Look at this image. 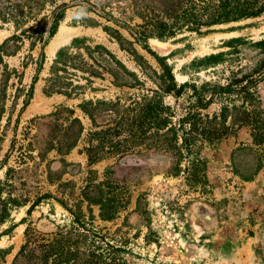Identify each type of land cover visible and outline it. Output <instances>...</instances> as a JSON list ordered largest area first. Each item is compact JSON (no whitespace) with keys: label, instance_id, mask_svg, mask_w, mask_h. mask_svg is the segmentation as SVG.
Returning <instances> with one entry per match:
<instances>
[{"label":"rangeland","instance_id":"1","mask_svg":"<svg viewBox=\"0 0 264 264\" xmlns=\"http://www.w3.org/2000/svg\"><path fill=\"white\" fill-rule=\"evenodd\" d=\"M109 1L113 2L111 14L115 19L122 21L133 16L131 0L120 4ZM141 23V19L135 17L130 24ZM106 28L119 30L123 38L135 42L127 30L113 21L72 7L66 9L56 35L44 51L41 45L32 49L25 39L16 55L4 56V63L14 72L6 88L0 119V197L9 200V192L13 190V197L24 195L30 198V203L16 208L9 205L10 217L0 225V264H29L27 259L19 256L24 246L26 253L34 252L36 257H41L55 237L75 234L78 227L73 222L74 217L58 200L68 201L70 206L83 200L82 192L89 184L90 170L94 172V183L110 181V187L106 185L103 189L116 191L122 207L113 220L107 221L101 218L97 205L91 207L90 213L88 203L84 201L88 231L81 232L87 236L85 248L99 247L108 254V245L114 246L121 250L120 258L125 264H264V147L253 146L249 129H238L235 135L221 142L205 145L201 152L206 162L208 185L205 191L191 190L184 173L171 175L170 155L157 153L145 145L137 147L132 155L109 157L89 166L83 153L88 133L106 130L113 121L100 114L93 122L79 106L89 101L94 104L120 102L129 106L156 88L143 76L135 57L122 50ZM14 33L11 23L0 20V45ZM235 38L247 42L236 50L238 53L226 45ZM75 39H86L90 46H105L129 70L137 73L145 86L119 88L108 74L93 78L70 71L74 86H82L74 98L68 99L62 94L47 95V79L56 54L70 47ZM263 39L264 17L204 27L201 34L185 30L168 40L151 38L147 47L134 43V48L158 72H161L158 58L165 59L173 67L179 84L188 80L225 84L232 71L252 66L260 58L251 44ZM55 43L60 44L58 48H53ZM223 52L234 54L215 69L198 70L191 66L194 61ZM31 87H34L33 95L26 105V93ZM258 93L264 106V83L259 85ZM165 103L180 114L186 98L176 100L168 96ZM63 106L74 110V117L82 122L83 137L66 156L51 151L42 161L40 145H35L34 140L38 134L49 131L48 122L34 121ZM219 110L217 103L206 112L213 114ZM241 148L244 150L237 152ZM257 157L263 158L262 166L251 180H245V176L256 170ZM11 170L15 172L11 173L10 179L21 178L25 187L18 185L12 189L7 186L5 181ZM51 174L55 183L49 181ZM61 183L68 186L59 188ZM46 194L52 197L31 209L37 196Z\"/></svg>","mask_w":264,"mask_h":264},{"label":"trees","instance_id":"2","mask_svg":"<svg viewBox=\"0 0 264 264\" xmlns=\"http://www.w3.org/2000/svg\"><path fill=\"white\" fill-rule=\"evenodd\" d=\"M118 4L128 0H114ZM133 16L115 19L112 12L113 2L107 0H0V20L11 23L15 28L13 36L0 45V119L4 111L3 101L6 98V88L12 72L4 63V56H14L23 45L24 40L30 42L34 49L41 45L44 51L49 41L56 35L59 23L64 18L67 8L78 7L80 12H94L113 21L119 27L127 30L134 38L131 42L123 38L119 30L106 28L109 34L120 44L122 50L132 54L142 70L143 76L151 80L156 86L139 100L133 101L129 106L120 102H84L79 107L93 122L102 114L103 117L112 118L113 125L101 132L90 131L86 139L83 153L87 156L89 166L103 159L120 156L124 158L132 155L134 150L142 145L153 149L157 153L170 155L172 166L170 174L179 176L184 173L187 185L191 190L205 191L207 182L206 162L201 157L205 145L221 142L230 135H235L238 129L250 130L253 146L264 147V106L258 93V87L264 83V39L252 43V47L259 52L260 58L252 65L241 67L231 72L225 84L216 81L196 83L188 80L179 84L176 80L174 69L165 59H159L161 72L150 67L140 57L134 48V43L147 47L151 38L168 40L188 30L201 34V29L216 25L240 22L247 19L264 17V0H131ZM59 2H63L60 4ZM60 4V5H59ZM120 7V6H119ZM111 9L110 12L107 10ZM125 9H129L126 7ZM50 12V13H49ZM139 17L141 24L131 26L132 20ZM87 40L75 39L70 47L58 51L47 79L45 93L47 95L62 94L68 99H73L76 91L82 86H74L73 72H82L93 78H103L108 74L113 78V84L119 88L144 87L145 82L135 72L129 70L105 46L87 45ZM247 44L242 38H235L227 42L234 53L240 46ZM234 53H219L206 56L194 61L191 66L215 69ZM44 57V54H42ZM16 73V72H15ZM91 82V79H87ZM90 80V81H89ZM33 88L26 93L28 100L33 95ZM174 97L176 100L186 98V104L179 114L175 108L165 103V98ZM220 104L219 112L207 113L214 104ZM74 110L68 107H59L56 112L35 119L48 122L49 131L38 134L35 145H40L39 155L43 161L51 151L66 156L78 146L84 133V126L79 118L74 117ZM41 136V137H40ZM252 151L251 148H247ZM238 149L237 152L243 151ZM246 150V149H245ZM235 152L234 154H236ZM264 157V156H262ZM263 158L257 157L256 170L245 176L251 180L262 166ZM8 174L7 186L12 189L18 185L23 187L26 183L21 178L10 179ZM18 172L15 173V175ZM94 172L90 170L89 184L82 192L83 200L70 206L68 201L58 200L74 217V224L78 227L74 235H59L55 237L42 252L41 257H36L34 252L26 253L23 247L20 257L27 259L29 264H125L120 258L121 250L109 246L108 254L100 251L99 247L85 248L87 243V222L83 211V203H88L89 212L92 206L97 205L103 220H113L117 211L122 207L117 200L116 191L104 190L110 181L94 183ZM110 180V177L108 178ZM55 183L52 174L49 177ZM5 183V184H6ZM68 184L61 183L59 188ZM110 187V186H109ZM116 189V188H114ZM9 200L0 197V225L9 217V205L16 208L30 203L26 196L13 197V190ZM113 195V196H112ZM26 197V198H24ZM51 194L37 196L31 209L44 199H50ZM140 205V202H139ZM30 209V210H31Z\"/></svg>","mask_w":264,"mask_h":264},{"label":"bare ground","instance_id":"3","mask_svg":"<svg viewBox=\"0 0 264 264\" xmlns=\"http://www.w3.org/2000/svg\"><path fill=\"white\" fill-rule=\"evenodd\" d=\"M59 45H60V44H58V43H55V44L53 45V48H58V47H59Z\"/></svg>","mask_w":264,"mask_h":264}]
</instances>
